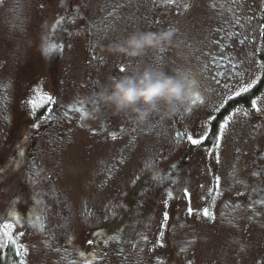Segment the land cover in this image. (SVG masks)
Instances as JSON below:
<instances>
[{
    "label": "rangeland",
    "instance_id": "obj_1",
    "mask_svg": "<svg viewBox=\"0 0 264 264\" xmlns=\"http://www.w3.org/2000/svg\"><path fill=\"white\" fill-rule=\"evenodd\" d=\"M215 4L0 3V249L26 250L21 257L26 264H264V221L234 218L226 208L231 199L250 195L246 123L239 122L233 135L227 129L219 149L204 142L195 146L188 136L206 134L196 103L172 120L152 118L136 127L128 112L129 120L95 102L113 77L157 63L155 53L131 60L102 48L135 31L173 28L176 34L165 55L175 60L178 40L197 41L206 33ZM62 34L58 54L51 46ZM48 96L56 102L48 103ZM49 109L51 118L45 119ZM182 156L188 162L175 182L160 188L155 179L139 197L147 200L145 220L132 210L128 215L136 222H121L123 192L131 188L134 196L132 186L141 188L148 176ZM204 208L214 220L202 217ZM4 224L13 225L7 231L19 243L9 246Z\"/></svg>",
    "mask_w": 264,
    "mask_h": 264
},
{
    "label": "flooded vegetation",
    "instance_id": "obj_2",
    "mask_svg": "<svg viewBox=\"0 0 264 264\" xmlns=\"http://www.w3.org/2000/svg\"><path fill=\"white\" fill-rule=\"evenodd\" d=\"M215 5L213 23L206 33L201 35L197 41L178 40L175 60L168 59L165 52L156 56L155 67H161L165 71L175 70L174 75L186 74L193 83L195 91L188 104L180 111L190 109L193 103L200 105L202 122L206 127L205 136H208V139L204 141L205 146L208 143L212 144L211 147L214 145L215 136L211 133L218 131L219 125L225 123L226 118L231 119H228L222 140L227 129L233 135L237 133L235 126L239 122L246 123L245 136L246 142H250V147L245 151V155L249 161L251 159V163H247L251 166L248 173L250 195L231 199L226 208L234 218L245 219L250 216L252 219L264 221V109L262 104L264 100V68L260 67L264 64V36L260 32V26L264 25V0H236V2L234 0H216ZM232 63L236 64L234 70L231 69ZM217 72H223L224 75L217 76ZM236 72L240 73L241 82L248 81L254 77L256 72L258 73L255 80L257 83L248 93H242L239 97L235 95L239 89V85L236 83L238 79L235 75ZM168 73L172 75V73ZM245 73L247 74L245 75ZM213 77L220 81L219 85L215 83ZM226 84L232 89L233 98L230 102L225 95ZM222 95L226 102L220 105L218 111L214 110V105L219 104ZM201 100L206 102V106L201 104ZM252 100L257 101L260 111L252 108ZM122 113L129 120L126 112ZM209 114H211L210 118L205 119V117H209ZM184 165L182 156L170 168L162 169L148 176L141 188L138 185L132 186L133 190L137 191L134 196L131 194V188L124 191L121 204L125 211L121 215L120 221L123 222L129 218L130 223L136 222L132 216L128 215L132 210L138 214L137 219L145 220L143 216L146 214L144 212L147 200L145 201L146 197L141 200L139 197L157 181H159L157 187L161 188L165 184H167L166 188L170 186L176 181ZM34 170L37 168L34 167ZM155 179L156 182H154ZM144 203L146 204L144 205Z\"/></svg>",
    "mask_w": 264,
    "mask_h": 264
},
{
    "label": "clouds",
    "instance_id": "obj_3",
    "mask_svg": "<svg viewBox=\"0 0 264 264\" xmlns=\"http://www.w3.org/2000/svg\"><path fill=\"white\" fill-rule=\"evenodd\" d=\"M176 30L135 31L123 42L102 48L112 55L139 60L149 53H165L173 43ZM195 88L186 74L171 75L161 67L145 66L131 74L113 77L95 96V102L110 106L114 114L128 112L136 127L152 118L169 121L184 108Z\"/></svg>",
    "mask_w": 264,
    "mask_h": 264
},
{
    "label": "snow or ice",
    "instance_id": "obj_4",
    "mask_svg": "<svg viewBox=\"0 0 264 264\" xmlns=\"http://www.w3.org/2000/svg\"><path fill=\"white\" fill-rule=\"evenodd\" d=\"M172 2H173V0H168V3H172ZM234 2H236V0H234ZM0 3H3V0H0ZM260 32H261V35L264 36V25L260 26ZM253 63H254V61H253ZM217 67H219V64H217ZM260 67L264 68V64L260 65ZM231 69H233V70L236 69V64L235 63L231 64ZM120 72L121 73L125 72V69L124 68H120ZM246 74L247 73H245V75ZM216 75L217 76H222V75H224V73L223 72H217ZM235 75L238 77L236 83H237V85H239V89L235 92L236 97H239L242 93H248L250 91V89L253 88V85H255L257 83L255 80H253L251 83L248 82V81L241 82V79L239 78L240 77V73L236 72ZM213 79L215 80V77H213ZM215 83L217 85H219L220 81L219 80H215ZM209 87H210V85H209ZM225 95L227 96V100L230 102L232 100V98H233L232 97V89L229 86H227V84L225 85ZM197 99H199V97H197ZM46 101L48 103H52V104H54L56 102L55 100H53V98L51 96L46 97ZM225 102L226 101L224 99V96L222 95L220 97V99H219V104H215L214 105V110L218 111L220 105L224 104ZM201 104L206 106V102L204 100H201ZM251 106H252V108L256 109L257 111H260V109L257 107V101L256 100H252L251 101ZM33 107H35V105H33ZM237 111H239V109H237ZM245 115H247V113H245ZM210 116H211V114H209V117H205V119H209ZM50 118H51V109H49V116L45 117V119H50ZM228 119H231V118H226L225 123L219 125L218 131L211 133L212 135L215 136L214 145H215V148H217V149H219L221 147L222 134L224 133L225 127L228 124ZM33 126L37 127L38 125L34 124ZM133 131H135V130L133 129ZM112 139L115 140L116 136L113 135ZM207 139H208V136H203L200 139H194L192 136H188V140L191 142L192 145H195V146L201 145ZM209 155H211V153H209ZM216 160H217V162H219V156L218 155L216 156ZM120 162L122 163L123 161H120ZM0 171H2V170H0ZM109 173H111V169H109ZM215 181H216L217 187H219L220 178L216 177ZM183 191H184V195L185 196L189 195V190L188 189H184ZM188 214L189 215H193V208L192 207L188 208ZM202 217L208 218L209 220H214L215 219V217L209 211L208 208H204L203 209ZM168 219H169V217H168L167 213H165L164 216H163V221L166 222ZM3 228L5 229L3 235H4V237H6L8 239L9 246H14L17 243H19V242L15 241L14 238H13L15 233H11V232L7 231L8 229H12L13 228L12 224H4ZM21 235H23V233H21ZM88 243L92 244L93 242L91 240H89ZM3 246L4 245L2 243H0V247H3ZM20 247L23 248V245H21ZM25 253H26V250H25ZM25 253H22L20 251V248H17L16 251H15V255L18 256V257H23V255ZM19 264H26L25 259L21 258L19 260Z\"/></svg>",
    "mask_w": 264,
    "mask_h": 264
},
{
    "label": "trees",
    "instance_id": "obj_5",
    "mask_svg": "<svg viewBox=\"0 0 264 264\" xmlns=\"http://www.w3.org/2000/svg\"><path fill=\"white\" fill-rule=\"evenodd\" d=\"M63 41H64L63 34L59 36L58 40L57 38H54L51 49L55 48L57 53L60 54V50L63 48V44H64ZM211 145H212L211 143H208V146H211ZM9 157H10L9 155H6L3 159L4 162H7ZM187 162H188V159L184 157V163L186 164ZM3 165H5V163H3ZM15 251L16 249L12 247L6 250L0 249V264H19V260L21 257L16 256Z\"/></svg>",
    "mask_w": 264,
    "mask_h": 264
},
{
    "label": "water",
    "instance_id": "obj_6",
    "mask_svg": "<svg viewBox=\"0 0 264 264\" xmlns=\"http://www.w3.org/2000/svg\"><path fill=\"white\" fill-rule=\"evenodd\" d=\"M184 137L182 135V133L179 135V139L182 140Z\"/></svg>",
    "mask_w": 264,
    "mask_h": 264
}]
</instances>
